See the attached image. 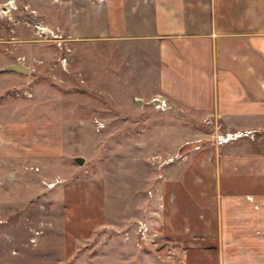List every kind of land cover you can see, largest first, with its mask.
<instances>
[{"label":"rangeland","instance_id":"rangeland-1","mask_svg":"<svg viewBox=\"0 0 264 264\" xmlns=\"http://www.w3.org/2000/svg\"><path fill=\"white\" fill-rule=\"evenodd\" d=\"M102 4L0 0V264H184L157 245L160 182L260 136L158 95L157 45L100 35Z\"/></svg>","mask_w":264,"mask_h":264},{"label":"crops","instance_id":"crops-1","mask_svg":"<svg viewBox=\"0 0 264 264\" xmlns=\"http://www.w3.org/2000/svg\"><path fill=\"white\" fill-rule=\"evenodd\" d=\"M93 15L100 35L157 45L162 98L264 139V0H105ZM258 141L207 146L160 182L157 245L184 264H264Z\"/></svg>","mask_w":264,"mask_h":264},{"label":"water","instance_id":"water-1","mask_svg":"<svg viewBox=\"0 0 264 264\" xmlns=\"http://www.w3.org/2000/svg\"><path fill=\"white\" fill-rule=\"evenodd\" d=\"M4 71H12V72H16L19 74H23V75H27L29 74V68L21 63H15L13 65L7 66L5 68H3ZM134 102L137 106H139L140 102L137 99H134ZM74 161L78 164V165H82L83 164V158L82 157H75Z\"/></svg>","mask_w":264,"mask_h":264},{"label":"built area","instance_id":"built-area-1","mask_svg":"<svg viewBox=\"0 0 264 264\" xmlns=\"http://www.w3.org/2000/svg\"><path fill=\"white\" fill-rule=\"evenodd\" d=\"M137 233L141 238H144V232L146 230V224L145 222H140L139 225L137 226ZM178 257V253L175 251V249H168L166 258L168 260H173Z\"/></svg>","mask_w":264,"mask_h":264}]
</instances>
